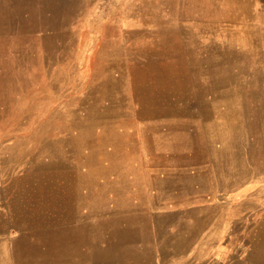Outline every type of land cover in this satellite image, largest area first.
Returning a JSON list of instances; mask_svg holds the SVG:
<instances>
[{
  "label": "rangeland",
  "instance_id": "obj_1",
  "mask_svg": "<svg viewBox=\"0 0 264 264\" xmlns=\"http://www.w3.org/2000/svg\"><path fill=\"white\" fill-rule=\"evenodd\" d=\"M256 255L264 0H0V264Z\"/></svg>",
  "mask_w": 264,
  "mask_h": 264
},
{
  "label": "crops",
  "instance_id": "obj_2",
  "mask_svg": "<svg viewBox=\"0 0 264 264\" xmlns=\"http://www.w3.org/2000/svg\"><path fill=\"white\" fill-rule=\"evenodd\" d=\"M39 218H40V216H39ZM36 219H38V216ZM251 264H264V255L253 256V260H252Z\"/></svg>",
  "mask_w": 264,
  "mask_h": 264
},
{
  "label": "bare ground",
  "instance_id": "obj_3",
  "mask_svg": "<svg viewBox=\"0 0 264 264\" xmlns=\"http://www.w3.org/2000/svg\"><path fill=\"white\" fill-rule=\"evenodd\" d=\"M11 3V2H10ZM56 3V2H55ZM15 17V16H14ZM62 171V170H61ZM38 199V198H37Z\"/></svg>",
  "mask_w": 264,
  "mask_h": 264
}]
</instances>
